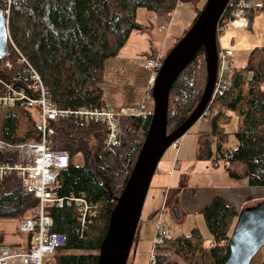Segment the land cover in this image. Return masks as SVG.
<instances>
[{
  "label": "trees",
  "instance_id": "obj_1",
  "mask_svg": "<svg viewBox=\"0 0 264 264\" xmlns=\"http://www.w3.org/2000/svg\"><path fill=\"white\" fill-rule=\"evenodd\" d=\"M238 1L232 0L226 8L219 22L221 27L233 19ZM182 4L195 6L196 21L206 3L203 4L202 0H23L12 8L10 38L39 72L57 107L107 108L102 87L106 64L118 57L134 32H144L137 20L138 11L145 9L171 15ZM0 7H3L1 1ZM258 9L264 11V0ZM245 10L251 28L256 11L253 7ZM167 55H164V59ZM7 62L12 67L0 70V78L14 80L22 77L27 82V65L21 62V56L11 43L10 54L0 63V67ZM208 77L206 51L202 48L183 68L172 87L168 135L194 113L206 91ZM262 85L264 47L252 52L246 67L233 71L229 90L220 98L228 111L237 113L241 122V128L235 134V148L225 147L228 134L219 128L218 117L211 121V133L198 135L197 157L200 160H212L213 163L230 161L231 168L227 170L230 176L234 179L245 178L254 188L264 187ZM244 88L248 89L247 94H244ZM37 119L36 111L21 107L11 109L0 140L14 145L40 141L42 136L36 128ZM151 121L152 116L120 118V136L110 149L104 146L107 131L104 124L73 120L49 124L51 148L67 151L71 157L70 166L59 174L56 192L61 197L83 194L98 209L96 218L83 229L76 207L48 208V215L54 219L53 232L67 236V242L61 249L77 252L55 256V264H99L111 214L132 178ZM213 137L218 141L215 160L211 146ZM78 155L84 158L82 166L73 162ZM18 156L17 150L0 149V164L17 163ZM235 166H240L242 170L237 172ZM37 206L38 200L23 186L16 174L0 181V219L34 217ZM239 214L224 198L215 197L203 212L211 235L209 246L201 230L194 228L189 235L174 236L172 241L160 244L156 264H225L230 255L229 243ZM155 215L153 213L150 217ZM143 222L141 217L133 249L139 240ZM2 245H5V240L0 235ZM133 260L131 253L127 264H134Z\"/></svg>",
  "mask_w": 264,
  "mask_h": 264
},
{
  "label": "built area",
  "instance_id": "obj_2",
  "mask_svg": "<svg viewBox=\"0 0 264 264\" xmlns=\"http://www.w3.org/2000/svg\"><path fill=\"white\" fill-rule=\"evenodd\" d=\"M0 1L3 3L2 9L9 27L12 8L23 0ZM247 7H250L248 0H239L233 13V19L225 27L218 26V35H221L229 27L247 31L249 29L248 13L245 10ZM9 42L21 56V62L27 65V82L22 77H17L14 80L0 78V107L8 109L21 107L36 111L38 113L36 128L42 137L40 141L23 142L16 145L0 140L1 150H17L19 152L17 163L0 164V181L7 176L16 174L23 186L38 200L34 217L24 218L20 224V230L28 236V242L19 246H0V264H48V260L67 242L66 235L53 232L54 219L48 215L50 206L59 208L64 206L76 207L79 222L83 229L90 220L98 215L97 207L93 206L85 195L73 194L61 197L56 192L59 174L70 166L71 157L67 151H57L51 148L49 124L59 120L104 124L107 130L104 146L106 149H110L117 143L120 136V118L153 116L154 108H148V104L144 102L140 108H122L119 111L109 108L61 109L53 103L51 94L39 72L16 48L11 38H9ZM234 56L235 54L232 50L219 48L217 79L211 102L201 117L204 121L211 122L218 116L212 105L229 90ZM163 59L164 56L159 52L151 58L143 60L144 68L151 71L147 93L153 91L164 62ZM4 67L11 68L12 64L7 62L0 67V70ZM180 145L181 139L171 146L176 151L177 156ZM223 162L225 170L231 168L230 161L225 160ZM176 166L177 158L174 163V169ZM213 167L220 168V162L213 163ZM173 173L174 170L169 173L170 177ZM165 213L166 207L164 206L159 212L151 264L157 263L158 254H156V250H158L159 245L174 239L172 230L163 222Z\"/></svg>",
  "mask_w": 264,
  "mask_h": 264
},
{
  "label": "rangeland",
  "instance_id": "obj_3",
  "mask_svg": "<svg viewBox=\"0 0 264 264\" xmlns=\"http://www.w3.org/2000/svg\"><path fill=\"white\" fill-rule=\"evenodd\" d=\"M208 0H202L203 4L207 3ZM255 11L258 13L254 14L253 21L251 23V30L248 32H239L233 29L232 27L227 28L221 35L220 41L226 47H230L234 50L235 56L233 58L232 69L240 71L248 65L250 56L252 52L257 49L264 47V11H259L262 0H250ZM206 5V4H205ZM195 6L191 4H182L177 7L175 12L171 15L157 14L155 12H150L145 9H140L137 14V20L144 28V32H135L130 38L129 43L126 44V47L123 48L122 52L118 55L117 58L110 59L106 64L104 83L102 87L105 92V102L108 107L116 111L120 107H136L141 104V101L152 102V108H154L153 96L151 93H145L144 87L147 84V81L150 76V71L144 69L141 65L142 59H137L135 56L132 57L134 52L137 54H142L145 58V53H152L153 49L156 51L161 49V46L165 38H168L166 41V47L164 55H167L174 45L183 37L184 33L191 28V25L194 22L196 17ZM153 16L163 17L165 23L155 22L153 26L151 21H154ZM194 19H193V18ZM193 19V20H192ZM156 19L155 21H157ZM249 20V16H248ZM191 21V22H190ZM163 27H165L163 29ZM154 38V39H153ZM158 39V40H157ZM154 40V43H153ZM160 43L158 44L159 41ZM177 41V42H176ZM158 44V45H157ZM261 89L264 91V85L261 86ZM248 93V89L244 88V94ZM224 104L222 101L217 99L212 108L218 113V119L220 123V128L228 134V140H226L225 147L227 149H234L237 143L235 134L239 131V118L234 112H228L223 108ZM11 109L0 107V136L3 132V127L5 119L9 114ZM121 110V109H119ZM118 110V111H119ZM212 126L210 121H204L201 119L195 126H193V133L198 131L205 132L207 134L211 133ZM192 133V134H193ZM187 134L181 138V142L185 140ZM95 144V143H94ZM211 146L213 150V160L217 159V147L218 141L217 138H211ZM173 155L176 157V154H173L172 148H169L160 165L165 167V162L167 158ZM179 164L182 165L181 158L179 159ZM194 161L197 162V156H195ZM75 165L82 166L84 165V158L82 155H78L73 160ZM201 162L203 166L209 168L213 167V161L202 159ZM182 167V166H181ZM220 171H224V162L220 161ZM178 177L176 181L182 186H186L189 181V185L192 187L191 191H185L183 193L177 194L175 191H170L166 197V190L169 186V179L163 175L155 174L153 180L147 203L144 207L143 213V223L139 232V240L136 244V247L132 250V258L134 257V264H151V256L153 252L154 240L156 238V228L158 226L157 222L154 220L147 221V212L149 210L151 197L154 193V187H160L159 195L161 199L163 197V203L165 197L167 198V210L168 216L165 215V223L170 227L174 236H178L180 231H182L183 226L185 227V220L176 221L173 210L179 208V204L185 201L186 205H193L192 195L195 189H205V186L208 185L210 179L207 176L194 175L200 172L194 170L193 168L189 169L190 175L182 176V173L186 172V167H182L177 170ZM181 179L182 183H181ZM252 193V200L250 205H258L264 202V187L254 189ZM157 201L160 202V197H157ZM174 201L176 203L172 204ZM243 207V206H241ZM245 208H239V213L242 212ZM166 216L168 218H166ZM196 219V216H193V220ZM167 219H169L167 221ZM21 218H7L0 219V235L4 237L5 245L7 246H16V245H25L28 242V236L23 234L20 230ZM154 221V222H153ZM198 225H201L202 233L204 237H210V240H207L208 245L211 243V235L208 228L206 227L205 219L203 217L197 222ZM191 233V232H190ZM190 233H187L188 235ZM77 252H66L63 249H59L57 254L48 260V264H55L54 257L61 254H76ZM158 254V250H156ZM176 259V258H174ZM252 264H264V248L260 250L258 255L253 260Z\"/></svg>",
  "mask_w": 264,
  "mask_h": 264
},
{
  "label": "water",
  "instance_id": "obj_4",
  "mask_svg": "<svg viewBox=\"0 0 264 264\" xmlns=\"http://www.w3.org/2000/svg\"><path fill=\"white\" fill-rule=\"evenodd\" d=\"M231 0H208L201 15L164 59L152 96L154 115L132 178L119 198L102 243L99 264H127L133 250L144 205L160 162L172 144L201 120L213 97L218 73V26ZM10 32L0 7V63L10 54ZM204 48L209 77L203 98L189 119L168 135L169 98L172 87L194 54ZM179 218V211L174 210ZM230 255L225 264H252L264 248V202L240 212L233 230Z\"/></svg>",
  "mask_w": 264,
  "mask_h": 264
},
{
  "label": "crops",
  "instance_id": "obj_5",
  "mask_svg": "<svg viewBox=\"0 0 264 264\" xmlns=\"http://www.w3.org/2000/svg\"><path fill=\"white\" fill-rule=\"evenodd\" d=\"M248 2H249V6L253 7L252 4H251V1L248 0ZM253 8L255 9V7H253ZM257 13L258 12H256V14ZM153 17H154V21H151L153 26H155V22H157V23H165L166 22L165 20H163V17L162 18H160L159 16H157V18H156V16H153ZM156 19H158V20L155 21ZM194 21H195V19H194ZM164 28L165 27H163V29ZM233 29H235V28H233ZM235 30L239 31V32H248V31L251 30V28H249L247 31H240L238 29H235ZM167 39L168 38L164 39V42H163V44L161 46V49H159L157 51L155 49H153L152 53H148V52L145 53V58H151L152 56L156 55L159 52L164 56ZM156 42H158V44H159L160 40L156 41ZM128 43H129V41H128ZM153 43H154V40H153ZM219 47L220 48H224V49H229V50H232L234 52V50L232 48L226 47L225 45H223L222 41H220V39H219ZM137 52H139V51H137ZM137 52L136 53L134 52L130 56H132V57L135 56L137 59H139V58L142 59L143 58L142 62H141V65L144 68L143 60L145 58L143 57V53L142 54H137ZM144 69H146V68H144ZM146 70H148V69H146ZM148 71H150V70H148ZM150 76H151V71H150ZM150 76H149V79H150ZM149 79L147 81V84L144 87L145 93H147V87H148ZM104 95H105V92H104ZM144 102H146V101L142 100L141 104L139 106H136V107H120L119 109H122V108H140V107H142ZM146 103L148 104V108L151 109L152 108V102H146ZM107 108L111 109L108 106H107ZM223 108L226 111H228L226 106H223ZM118 110H116V111H118ZM228 112H230V111H228ZM235 114L237 115V113H235ZM239 122H240V120H239ZM219 128H220V123H219ZM240 128H241V122H240L239 130H240ZM192 133L193 132L189 131L187 133V136L185 137V140H183V142H181L180 149L178 151V156H177L176 151L172 148L173 154H176V157H173V155L170 154V156L167 158V160L165 162V167L164 166L162 167L161 165H159V170L156 173V174L163 175V176H165V177H167L169 179V186H168V189L166 190V197H167V194L171 190L175 191L177 194L183 193L185 191H191L192 190V187L189 185V181H187L188 183L186 184V186H182V184H178V182L176 181V178L178 177V171L177 170L179 168L181 170L182 167H186V172L182 173V176L190 175V173L188 172L190 168H193L194 170H198L200 168V172L198 174L196 173L194 175L207 176L210 179L208 185L205 186V189L204 188L203 189L198 188V189H195V191H193V195L191 197L192 198L191 200H192V203H193L192 206L191 205H186L185 201H183V202H181L179 204L180 209L178 208L180 217L177 218V216L174 213V215H175L174 217H175L176 221L185 220L184 222H186L185 223L186 226L185 227L183 226L182 231H180L178 233L180 235H183V234L184 235H188L187 233H190L194 228H199L200 230H202L201 225H198L197 222L199 221V219H201L203 217V212H204L206 206L215 197L224 198L229 205H231L236 211L239 212V208H245L246 209L248 207L254 206L253 204L250 205V202L252 200L251 199L252 198L251 197L252 193L254 191H256V190H254L256 188L249 186L248 180L245 179V178L234 179V178H232L230 176L229 171H227V170L220 171L221 168H214L212 166L207 168V167L203 166L201 162H198V161H201L198 157H197V162H195L194 158H195V156H197L198 135L200 133H205V132L198 131L196 133H193V134ZM176 158H177V166L174 169V163H175ZM180 158H181L182 165L179 164V162H180L179 159ZM233 169H234V167H233ZM172 170H174V173L170 177L169 173ZM235 170L237 172H240L242 170V168L240 166H235ZM154 178H155V176H154ZM182 180L183 179H181V183H182ZM152 183H153V181H152ZM151 186H152V184H151ZM150 189H151V187H150ZM153 191H154V193H153V196L151 197V202H150L149 210L147 212L146 220L147 221L154 220V221L157 222V220L159 218L160 210L164 206L165 207L167 206L166 205L167 204V202H166L167 198L165 197V201L163 203V197L161 199V196L159 195L160 194L159 191H161L160 187L155 186ZM149 192H150V190H149ZM148 195H149V193H148ZM158 196L160 197V202L157 201V197ZM147 199H148V196H147ZM147 199H146L145 204L147 203ZM174 203H176V201H174L172 204H174ZM241 206H243V207H241ZM144 207H145V205H144ZM143 213H144V209H143ZM143 213H142V220L144 219L143 218ZM153 213H156V215L154 217H150V215L153 214ZM167 213H168V210H167V207H166V213L163 215V222L164 223H165V215L168 216ZM167 216H166V218H168ZM193 216H196L197 218L196 219L193 218V220H190V219H192ZM168 220L169 219H167V221ZM203 220H204V217H203ZM205 239L206 240H210V237H205ZM206 244L208 245V243H206Z\"/></svg>",
  "mask_w": 264,
  "mask_h": 264
}]
</instances>
